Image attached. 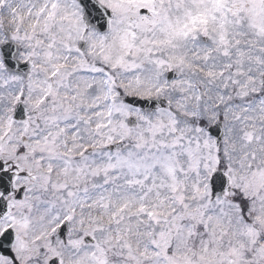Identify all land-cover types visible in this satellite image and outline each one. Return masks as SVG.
Returning a JSON list of instances; mask_svg holds the SVG:
<instances>
[{"label":"snow or ice","instance_id":"1","mask_svg":"<svg viewBox=\"0 0 264 264\" xmlns=\"http://www.w3.org/2000/svg\"><path fill=\"white\" fill-rule=\"evenodd\" d=\"M0 264H264V0H0Z\"/></svg>","mask_w":264,"mask_h":264}]
</instances>
